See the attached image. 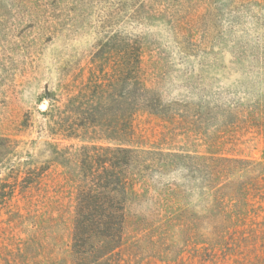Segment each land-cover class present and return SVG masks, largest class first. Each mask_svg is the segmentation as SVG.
Instances as JSON below:
<instances>
[{"label": "rangeland", "instance_id": "374dc122", "mask_svg": "<svg viewBox=\"0 0 264 264\" xmlns=\"http://www.w3.org/2000/svg\"><path fill=\"white\" fill-rule=\"evenodd\" d=\"M108 1L0 0V264H264V234L213 237L206 196L212 155L264 161V0H126L102 29ZM127 44L140 83L97 106L103 142L137 153L123 217L85 239L82 258L76 165L61 151L78 141L52 119L72 115L83 77L131 62ZM251 217L264 229V199Z\"/></svg>", "mask_w": 264, "mask_h": 264}, {"label": "trees", "instance_id": "16d2710c", "mask_svg": "<svg viewBox=\"0 0 264 264\" xmlns=\"http://www.w3.org/2000/svg\"><path fill=\"white\" fill-rule=\"evenodd\" d=\"M108 3L106 10L102 9V29H111L125 16L126 0H118L116 4ZM123 50L131 62H127L125 67L121 65V69L107 79L98 78V75L87 79L83 77L79 87L70 88L67 93L65 106H73L69 109L72 115L66 116V112H63L62 117L58 115L59 112L52 119L54 123L59 119L56 130L60 131L64 140L78 141L76 144H66L61 151L76 165V171L68 170L71 176L75 174L72 179L77 183L73 251L77 255L82 253V258L83 254L90 252L84 251L85 239L99 232L107 234L103 228L109 227L106 229L109 230L112 224H117L123 217L122 194L128 187L126 180L131 159L137 153L135 149L120 143L103 142L107 137L103 134L105 129L97 106L102 91L117 87L120 82L127 83L129 87L140 83L136 75L140 49L136 45L127 44ZM49 98L53 105H58L56 97L50 95ZM46 144L54 147L56 152L60 149L58 142L48 141ZM208 159L210 171L206 196L212 199L209 211L212 213L210 231L213 237L219 239L230 232L242 234L243 237L248 236V233L264 234L262 228L256 231L255 221L251 217L255 199H264V161L224 155H212ZM32 174L40 176L39 173Z\"/></svg>", "mask_w": 264, "mask_h": 264}]
</instances>
